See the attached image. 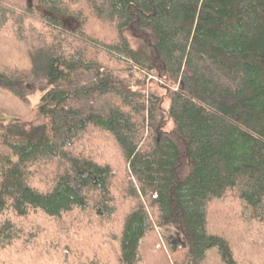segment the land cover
Returning <instances> with one entry per match:
<instances>
[{"label":"trees","instance_id":"1","mask_svg":"<svg viewBox=\"0 0 264 264\" xmlns=\"http://www.w3.org/2000/svg\"><path fill=\"white\" fill-rule=\"evenodd\" d=\"M0 115V264H264V0H0Z\"/></svg>","mask_w":264,"mask_h":264},{"label":"rangeland","instance_id":"2","mask_svg":"<svg viewBox=\"0 0 264 264\" xmlns=\"http://www.w3.org/2000/svg\"><path fill=\"white\" fill-rule=\"evenodd\" d=\"M40 97H41V93H40V92H37L36 94H34V95L31 96V99H32V101H33L34 103H37V102L39 101ZM0 118H2L1 115H0ZM170 125H171V124H170V122H169L167 128H170ZM159 231H160L163 235L168 234V235H171L172 237H175V236H176L174 230L171 229V228H168V229H160ZM173 244L175 245V244H177V243L174 242Z\"/></svg>","mask_w":264,"mask_h":264}]
</instances>
